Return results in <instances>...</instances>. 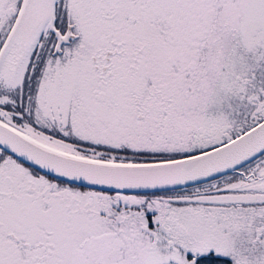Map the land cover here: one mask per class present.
<instances>
[{
  "label": "snow or ice",
  "instance_id": "obj_1",
  "mask_svg": "<svg viewBox=\"0 0 264 264\" xmlns=\"http://www.w3.org/2000/svg\"><path fill=\"white\" fill-rule=\"evenodd\" d=\"M0 264H264V0H0Z\"/></svg>",
  "mask_w": 264,
  "mask_h": 264
}]
</instances>
